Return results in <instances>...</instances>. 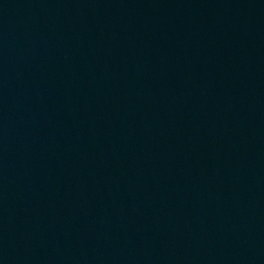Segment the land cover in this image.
I'll use <instances>...</instances> for the list:
<instances>
[{"label":"water","instance_id":"water-1","mask_svg":"<svg viewBox=\"0 0 264 264\" xmlns=\"http://www.w3.org/2000/svg\"><path fill=\"white\" fill-rule=\"evenodd\" d=\"M0 264H264V0H0Z\"/></svg>","mask_w":264,"mask_h":264}]
</instances>
